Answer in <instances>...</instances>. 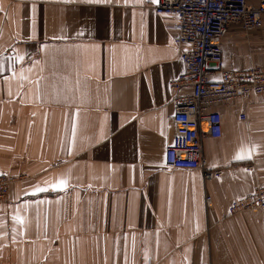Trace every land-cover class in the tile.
<instances>
[{
	"label": "crops",
	"instance_id": "0c3cea01",
	"mask_svg": "<svg viewBox=\"0 0 264 264\" xmlns=\"http://www.w3.org/2000/svg\"><path fill=\"white\" fill-rule=\"evenodd\" d=\"M157 2L0 0V264H264V209L228 212L264 185V94L204 138L220 176L166 167L184 66ZM222 50L264 68V25L229 27Z\"/></svg>",
	"mask_w": 264,
	"mask_h": 264
},
{
	"label": "built area",
	"instance_id": "2783aa9c",
	"mask_svg": "<svg viewBox=\"0 0 264 264\" xmlns=\"http://www.w3.org/2000/svg\"><path fill=\"white\" fill-rule=\"evenodd\" d=\"M158 14L175 19L172 37L180 48L184 70L169 82L172 98L173 137L165 146L163 161L169 168L200 169L204 180L218 177L221 169H210L203 155L204 138H219L223 132L221 107L250 94H264V68L253 64L224 68L222 36L231 26L250 32L264 25V0L252 5L247 0H158ZM185 47V48H183ZM8 54V53H5ZM217 78H214L215 75ZM183 88L189 92L180 93ZM245 119V114L240 113ZM248 170L252 165L246 167ZM15 181L0 175V201ZM210 196L205 197L209 205ZM264 209V185H254L243 196L231 201L228 212L235 214ZM210 264V263H204Z\"/></svg>",
	"mask_w": 264,
	"mask_h": 264
},
{
	"label": "snow or ice",
	"instance_id": "6c2138e0",
	"mask_svg": "<svg viewBox=\"0 0 264 264\" xmlns=\"http://www.w3.org/2000/svg\"><path fill=\"white\" fill-rule=\"evenodd\" d=\"M236 158L237 159H243V158H250V157L249 156H245V155H238ZM64 184H65V181L61 180L54 187H62ZM46 190L47 189H45V188H37L36 189L37 192H42V191H46Z\"/></svg>",
	"mask_w": 264,
	"mask_h": 264
},
{
	"label": "rangeland",
	"instance_id": "374dc122",
	"mask_svg": "<svg viewBox=\"0 0 264 264\" xmlns=\"http://www.w3.org/2000/svg\"><path fill=\"white\" fill-rule=\"evenodd\" d=\"M13 182H14V181H13ZM13 182H12V183H13ZM12 183H10L9 186H10ZM9 186H8V191H9ZM7 195H8V194H7Z\"/></svg>",
	"mask_w": 264,
	"mask_h": 264
}]
</instances>
